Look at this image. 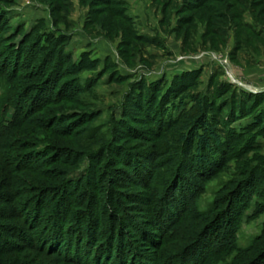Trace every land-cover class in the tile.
Returning a JSON list of instances; mask_svg holds the SVG:
<instances>
[{"label": "rangeland", "instance_id": "obj_1", "mask_svg": "<svg viewBox=\"0 0 264 264\" xmlns=\"http://www.w3.org/2000/svg\"><path fill=\"white\" fill-rule=\"evenodd\" d=\"M92 1L0 0V21L6 19L1 37L4 35L3 38L6 37L7 41L1 42L0 49L3 45L4 47L0 54V64L2 60H6L5 64L8 65L6 68L11 70L12 58L14 55L17 56L16 52L23 46L24 54L21 47L22 58L19 66L24 71V63H28L26 55L36 35L35 32L31 33L34 30L43 34L49 32L59 37L64 35L65 52L72 55L69 63L82 60L86 67L79 74L81 83L91 81L89 88L74 96H68L73 92V86L66 90L62 89L68 98L60 102L53 103L52 99L56 92L54 94L46 92L42 97L43 101L49 100L50 103L34 114L39 116L38 122L36 126H32L31 132L23 135L18 148L0 147L2 153L0 158H3L0 160V196L24 203L23 200L25 198L27 200L30 194L24 193L19 199L16 197L25 192L27 181H31L30 184L34 187L48 189L53 183L60 184L61 177L67 176L74 181L80 177L81 189L74 194L78 198L83 189L87 191L86 204L90 206L89 209L87 207L81 209L75 200L74 211L81 209L80 211L84 213L89 210L93 213L92 217L98 220H95V224L104 220L101 225L96 224L99 226L98 232L103 231L108 223L110 225L117 222L118 225L125 226L130 239L135 241L132 243L138 247L141 258H147L152 264H155L154 255L156 254V257L162 255L166 245L154 248L149 241L150 236L144 237L139 229L144 226L147 227L149 234H158L159 228L154 219L157 213L162 212V207L165 208L169 204V209L164 212H168L164 216V222L180 216L178 219H181V222L175 226V229L177 227L179 229L176 235L184 238L193 234L198 235L199 232L201 234L213 217L214 219L217 217L214 209L224 205V209L227 206L225 210L228 214L223 221L221 220L222 224L220 221L215 223L221 224L222 235L219 233V239H214V233H209L207 243L208 241L212 243L205 244L209 246V251L212 248L216 249L222 243L219 240L224 237L225 225L229 220L234 221L232 246L236 249L226 250L227 252L222 254L214 252L207 258L204 255L199 264H247L264 251V236L256 240L264 232V136L249 139L252 135L250 129L254 132L262 126L248 130L254 119L257 120L250 112L264 107V0H232L235 8L227 17L222 16L227 9L226 3L207 4L218 6L223 13L220 16L214 13L210 17L202 9L181 13L187 0H114L116 7L114 5L109 9L114 7L119 9L122 4L124 6L125 1L130 19L117 16L115 11H109L111 14L114 13L111 16L109 13L98 14L97 10L107 9L106 5L95 4ZM254 2L262 3V6L255 8ZM141 13L144 16H141ZM181 15H190L193 18V25L180 26ZM208 17L213 18L214 27H218L216 33L207 32ZM246 22L251 24L252 28H256L259 34L248 28L244 24ZM213 31L214 28L209 32ZM30 34L28 41L26 37ZM136 34L143 35L145 39L140 40ZM88 55L95 62L88 64ZM36 64L37 62L33 65L35 72L39 68ZM53 66L54 64L51 68ZM44 70L46 71L45 68ZM50 71L51 69H48V73ZM57 75L50 81V85L58 81ZM76 76L66 74L60 82L64 84ZM180 76L183 77V84L179 88L181 93L178 97L190 98L187 99L189 104L186 105L187 108L191 107L189 113L196 108L195 104H192L193 99H205L207 104L213 107L209 115L221 135L226 137L224 132L228 125H224L227 121L225 116L229 119V115L234 113L235 121L229 123L232 122L231 128L235 133L240 132L243 136L239 138L242 142L234 149V155L205 182L201 180L206 175L194 173L193 177V174H182V170L180 184L173 188L174 190L177 188L176 198L170 197V202L168 200L165 203L164 198L167 197L165 191H169L170 186L167 185L163 189L165 183L162 182L160 175H153L155 178L152 180L150 176L152 169L149 172H145V168L140 169L137 175L135 163L131 160L132 154L135 153L143 162L142 159H147L146 155L150 153L144 155L138 153L139 151L146 149L157 151L158 145L162 147L172 138L167 135L159 137L151 130L150 122L145 118L143 109L139 107L140 103L144 106V99L141 100L139 95L144 96L146 91L143 89V94L139 95L135 92L138 99V106H135V99H132L133 85L144 80L147 85L155 82L157 85L155 89L153 88L154 91L159 89L163 92L171 87V84L176 86ZM3 79L4 76H0V96L6 95L4 86L6 84ZM40 80L34 78L28 83L37 85ZM34 85L30 87L31 92L24 97L23 103L31 104L37 91ZM178 112L174 110L175 114ZM62 113H69L72 121L62 123L63 126L60 123L55 124L54 129L50 130L55 121L54 117ZM262 116L259 119H263ZM121 119H124L123 124H119ZM127 124L130 125L129 128L125 126ZM71 125L74 127L73 133L69 128ZM175 127L174 131L177 129ZM113 136L115 142L110 145ZM38 144L48 145V151L51 152L58 149L49 154V157H44L48 159L57 157L58 161L43 163L44 165H39L37 170L18 169V163H24L22 156L36 151ZM108 146L113 147V151L107 150ZM116 149L120 150V154ZM121 150H127L128 154ZM130 150L139 151L132 153ZM170 153H176L175 158L162 161V165L175 159H177L175 165L177 166V162L180 164L182 156L171 148L161 150L156 155L163 160ZM90 155L96 160L94 168L96 177H99L95 188L86 185V175L91 173ZM37 159H34L33 163L27 160L25 164L36 165ZM52 175L56 177L51 178ZM163 177L168 178L167 182H172L171 176ZM11 180L17 181L15 192L8 185ZM199 183L203 190H199L198 195L191 197L192 200L187 205L190 214L182 213L179 208L185 194L186 197L190 195L191 186L196 188ZM238 191L240 193L245 191L246 194L242 196ZM22 203L15 208L16 211L20 208L22 212H28L30 208L22 207ZM2 207L13 206L12 203L0 204V208ZM210 210L213 212L208 214V218L212 219L205 224L204 217L201 216ZM4 217V213L0 214V235L3 236L0 238V245L4 244L3 239L19 245L6 247L8 251L0 252V264H76L62 255L53 254V251L24 244L25 241L19 237L18 232L21 230L36 237L37 228H34L31 222H26L25 217L15 219ZM100 237L102 240L104 236ZM185 246L186 244L183 245ZM250 247L252 249L248 250ZM195 253L196 251L189 253L187 260L183 262H194L200 255Z\"/></svg>", "mask_w": 264, "mask_h": 264}, {"label": "trees", "instance_id": "obj_2", "mask_svg": "<svg viewBox=\"0 0 264 264\" xmlns=\"http://www.w3.org/2000/svg\"><path fill=\"white\" fill-rule=\"evenodd\" d=\"M92 2L95 4L98 3L101 5H106L107 9H96L98 14H107L109 13V11H115L117 13V16H122L130 19L126 12L127 7L125 5V1L124 6L120 2V5H122L121 7H119V9L115 8L116 4L114 0H93ZM210 2L214 4L226 3L225 6L227 9L226 12H224L225 15H222L225 17L229 16V13L235 8V4L232 3V0H187L185 1L186 6L181 9V13L202 9L203 11H206V15H209L210 17L213 16L214 13H216V16H220L221 14H223L220 12V8L218 6L207 5ZM253 4L255 8H260L262 6V3L258 2H254ZM114 5L115 7L113 9H109ZM112 14L109 13L110 16ZM210 17H208L206 22L210 29L214 28V31L209 32L210 29L208 27L207 32L212 34L216 33L215 31L218 29V27H214L213 18ZM5 21V18H3L2 22L0 21V46L2 44L1 42H7L5 40L6 37L3 38L4 35L1 37V32L3 31V25ZM192 21L193 18L190 15H181L179 17L180 26H191L193 25ZM244 24L248 28L252 29L253 32L259 34L256 28H252L251 24H249L248 22ZM34 32L36 33L35 40L31 44V47H29V53H27L26 55L28 58V63H24V71L19 66L20 58H22V55H20L21 47L22 54H24L23 46L19 47V50L16 52L17 56H13V61H11L13 63V67L11 68V70H8L6 68L8 66L5 64L6 60H2L3 62L0 64V76H4L3 82L6 84L4 85L6 88V95L0 96V147L2 149L13 148L12 146L18 148V146L21 144L20 142H22L23 140V135H25L29 131L31 132L33 129L32 126H36L39 116H34V114L43 110L44 106L50 103L49 100H46V102L43 101L44 98L42 97L46 92L50 91L51 94H54L56 92L54 99H52L53 103L56 101L60 102V100H66V98H68V96L70 95L74 96L78 92L89 88L91 84V81L88 80L85 84L81 83L82 79L79 74L82 72V69L86 67L85 65H83L82 60L79 62H72L73 64L69 63L72 60V55L70 52H65L66 47L64 45L66 44V41L64 40V35L59 37L49 32H44L43 34V32H37L35 30L31 34H33ZM31 34L26 37L28 41L31 37ZM136 37L140 38V40L145 39L143 38V35L136 34ZM8 40H10V38ZM24 43L26 44L27 41H25ZM3 47L4 45L0 49V54L3 52ZM10 55L8 56L9 58L11 57ZM87 57L88 64L91 62H95L90 58L89 55ZM34 62H37L36 65H39V68H41L42 71L38 68V71L35 72L33 67V65L35 64ZM53 64L54 66L51 68V65ZM43 68H45L46 71H43ZM48 69H51L49 73ZM45 73H48V76ZM56 74H58L56 78L58 79V81L50 85V81ZM66 74H75L77 76L73 80H67L63 84L62 82H60V80L62 77H65ZM181 76L176 82L177 87L171 84L172 88L169 87L166 91L161 92V90L156 89L155 92L154 89L157 83L153 82L148 83L147 85L146 81L144 80L142 83L133 85L134 93L133 95L131 94L132 99H135L134 105L138 106V99L135 96L137 93L138 95L143 94L142 91L143 89H145V95H139L141 96V100L142 98L144 99V106L142 105V103H140L139 107L143 109V113L146 116L145 118H147V120L150 122L151 130H153L154 134L158 135L159 137L167 135L170 138L174 139L173 141L172 139L168 140L165 145H163L162 143V147H159L158 145L157 151L150 149H146L145 151L130 150L132 153L139 151L138 153L144 155L150 153L149 155H146L148 156L147 159H142L143 162H141L138 158L139 155H136L134 153L132 154L133 160L131 161L135 163V171L137 175H139L140 169L143 170V168H145V172H149L152 169L150 173L152 180L155 178V174H157L160 175L162 182L165 183L163 189H165L167 185L170 186L169 191H165V194H167V197L164 198V200H166L164 201L165 203L168 202V200L170 202V197L171 199L174 197L176 198L177 193L175 194V190H177V188L175 190L173 188L177 187V184H180L182 170V174H193V177L194 173H196L197 175H206V177H203L201 180L205 182L206 179L211 177L217 171V169H219L224 164V162L228 161V159H230L234 155V149L237 145L240 144V142H242V140L239 138L240 136H243L242 134H240V132L236 131L237 133H235V131L231 128V124L235 121L236 118L234 116V113L229 115V119L228 116H225V118H227V121L223 123L226 126L228 125L226 128V132H224L226 137L221 135L217 127L214 126L215 122L209 115L213 107L210 104H207V101L205 99H193L192 104H195L196 108L192 113H189L191 112V107L187 108L186 105L189 104L187 99L190 98L178 97V95L181 93V90H179V88L183 84V77ZM34 78H36L37 80L41 79L39 81L40 83H38L37 85H34L36 83H28V81ZM32 85L36 86L37 91L35 92V95H33L31 104L28 105L27 103H23V100L25 96H28L30 94V87ZM70 86H73L74 90L71 94L66 96L67 94L65 95V93L62 92V89L65 88L66 90ZM135 92L137 93L135 94ZM177 97L178 99H176ZM12 109L13 111H11ZM174 110H178L179 112L175 114ZM250 113L252 115H255V118H257V120L254 119L253 124L248 127V130L256 126H262V128L259 130L253 129L255 130L254 132L252 131V129H250L252 135L249 139L254 140L258 136H264V107L258 110L253 109ZM248 114L249 111L247 112V115ZM260 116H262L263 119H259ZM54 120L55 121H53V125H51L50 130L54 129L55 124L60 123L62 125V123H68V120L72 121L69 118V113H62L60 115H57L54 117ZM230 121L232 122L229 123ZM119 122H121L119 124H123L124 119H121ZM125 126L129 128L130 125L127 124ZM174 127L177 128L175 131L173 130ZM69 128L71 133H73L74 127L71 125ZM114 142L115 137L113 136L112 140L109 143L110 145H113ZM37 148L38 149L33 153H28V155L25 156L23 155L22 157L24 158L22 159L24 160L22 162L24 163H18V167H16L20 170H34V168H36L37 170L39 168V165L43 163L46 164L48 161H58L57 157L50 159L44 158L51 154L53 151H57L58 149L52 150V152L48 151L49 148L46 144H38ZM112 148L113 147L108 146L107 150L111 149L113 151ZM168 148H171L175 152H178V154L180 153V155L182 156L183 159L180 164L177 162V166L175 165V161L177 159L169 162L166 161L165 164L162 165L164 160L174 159L176 153H170L169 155H167L166 159L163 160L162 158L159 159V155H156L157 152H161V150H166ZM116 150H118L116 152L120 154V150ZM121 151L128 154L127 150ZM1 154L2 153L0 151V155ZM36 158H38V163L36 165L25 164L27 160L33 163V160ZM90 158L91 163L89 164V167L91 173L86 175V185H88V187L90 188H95L96 182L98 181L99 177H96L97 173L94 168V166L96 165V160H94L92 155H90ZM2 159L3 158L1 157L0 160ZM137 163H141V165H138ZM152 167L155 168L153 169ZM178 171L179 173H177ZM48 174H50V172H48ZM163 175L171 176L173 178L172 182H167L168 178L163 177ZM103 176H105V174ZM54 177L56 176H51V178ZM30 182L27 181L25 192H22L23 194L20 195L18 194L19 197H16V199H19L24 195V193L30 194L29 196H27V200L26 198L23 200L24 203H22L21 201H16L15 199L9 200L8 198L0 196V204L6 205L12 203L13 206L0 208V214H5L4 218L15 219L25 217V220H27L26 222H31L30 224H32L34 228H37L36 237L28 235L21 230L18 232L19 237L25 241L24 244L37 248H43L47 251H53V254H57L59 256L62 255V257L68 259V261L76 264H152L149 262V260L147 261V258H141L142 256L137 249L138 247L133 245L132 241H135L130 239V235L125 226H120L117 222L116 224L113 222V224L110 225L108 223L109 226L107 225L103 231L98 232L99 226L97 225H101L104 220L99 223L96 222V225L95 220L97 219L94 218V216L92 217L93 213H91L89 210H87L88 212L85 211L84 213H82L83 211H80L83 207H87L89 209L90 206H87L86 204L87 191L83 189L78 198H76L74 194L77 190L81 189L80 177L76 181H74V179L67 178V176L61 177V180L59 182L60 184L57 185V183H53V185L48 187V189L34 187L32 184H30ZM16 184V180H11L8 183L13 192L16 191ZM199 186L200 183L196 188L191 186L189 190L191 191V194L188 195V199V196L186 197L185 194L184 201L182 205L180 204L181 207L179 208L182 213L186 212V214H190L189 210L187 209V205L191 202L194 195L196 196L199 194V190H203V187ZM31 189L32 191H30ZM238 193L242 196L246 194L245 191H243L242 193L238 191ZM75 200H77V204L80 205L79 207L81 209L79 211L77 209L74 211L73 203L75 202ZM21 203L22 207L24 206L26 208H30L28 212L24 213L20 208H18L16 211L15 208L19 207ZM228 206H230V204ZM223 207L224 205L219 209H214L217 212V217L215 219L213 217V220H211L212 218H208V214L213 211L210 210L204 212L201 216L204 217L203 222L206 224L209 222V220H211L209 222V225H207L208 227L206 226L207 228L205 227L204 230H202L201 234L199 232L198 235L193 234L184 238L179 237V234L176 235L179 229L178 227L177 229H175V226L176 224H180L181 219H178L180 216H175V219L173 218L169 222H164V216L165 214H168V212H164L169 209V204H167L165 208L162 207V212L160 214L157 213L154 219L156 221V226L159 228L158 234H149L147 227L145 228L144 226L142 229H139L141 230V234H143L144 237L150 236L149 241H151L150 243H152L154 248H162L166 245L163 249L162 255H159V257H156V254L154 255L155 264H199L203 260L204 255L207 258L214 252H216L215 254H222L227 252L226 250L236 249V247L232 246L235 233V231H233L234 221L229 220L227 225H225L226 230L225 232H223L224 237H222V239L220 238L219 240L222 241V243H220V245L216 249L210 248L211 251H209V246H206V244L212 243H209V241L207 243V236L209 233H214V239L220 237L219 233L221 231V220L223 221L224 217H226V214H228V212L226 211L227 206L225 208L226 210ZM231 207L232 206H230V208ZM218 221H220L221 224L219 223L215 225V223ZM225 222H227V220H225ZM39 223L42 224L41 227L39 226ZM202 225L204 224H201V226ZM220 234L222 235V233ZM263 234L264 232L262 233V235L257 237L256 240L262 239V237L264 236ZM101 235L104 236L102 240L100 237ZM2 237L3 236L0 235V238ZM3 240L4 244L0 245V252L8 251L9 249H7L6 247L19 245L13 241H7L6 239ZM223 240L225 241L223 242ZM184 244H186L185 247H183ZM211 247L214 246L211 245ZM250 249H252V247L248 248V250ZM127 251H129V253H127ZM193 251H196V255L200 254L199 257L192 263H184L183 261L186 259L187 255L189 253L191 254ZM263 257L264 251L260 252L258 256L252 258L251 261L247 264H264Z\"/></svg>", "mask_w": 264, "mask_h": 264}, {"label": "crops", "instance_id": "obj_3", "mask_svg": "<svg viewBox=\"0 0 264 264\" xmlns=\"http://www.w3.org/2000/svg\"><path fill=\"white\" fill-rule=\"evenodd\" d=\"M142 9H143V8H142ZM143 14H145V13H144V10H143ZM143 14L141 13L140 15H141V16H144ZM147 34H149V33H147Z\"/></svg>", "mask_w": 264, "mask_h": 264}]
</instances>
